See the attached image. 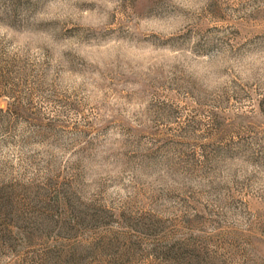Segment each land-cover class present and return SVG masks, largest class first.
<instances>
[{"label":"rangeland","instance_id":"obj_1","mask_svg":"<svg viewBox=\"0 0 264 264\" xmlns=\"http://www.w3.org/2000/svg\"><path fill=\"white\" fill-rule=\"evenodd\" d=\"M0 264H264V0H0Z\"/></svg>","mask_w":264,"mask_h":264},{"label":"clouds","instance_id":"obj_2","mask_svg":"<svg viewBox=\"0 0 264 264\" xmlns=\"http://www.w3.org/2000/svg\"><path fill=\"white\" fill-rule=\"evenodd\" d=\"M162 43H164V44L171 43V40L163 41Z\"/></svg>","mask_w":264,"mask_h":264}]
</instances>
